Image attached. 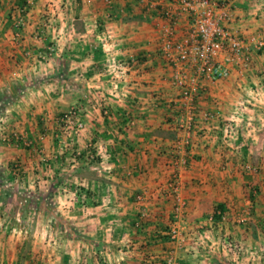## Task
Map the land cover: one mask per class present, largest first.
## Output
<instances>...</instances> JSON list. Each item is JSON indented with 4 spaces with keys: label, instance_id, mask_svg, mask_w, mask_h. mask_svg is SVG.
<instances>
[{
    "label": "crops",
    "instance_id": "1",
    "mask_svg": "<svg viewBox=\"0 0 264 264\" xmlns=\"http://www.w3.org/2000/svg\"><path fill=\"white\" fill-rule=\"evenodd\" d=\"M216 1L252 63L200 83L187 135L156 54L166 20L137 0H31L15 38L26 0H0V264H264V0ZM189 24L181 11L178 37ZM106 29L125 60L145 57L116 86L95 48ZM73 108L76 134L62 120Z\"/></svg>",
    "mask_w": 264,
    "mask_h": 264
},
{
    "label": "built area",
    "instance_id": "2",
    "mask_svg": "<svg viewBox=\"0 0 264 264\" xmlns=\"http://www.w3.org/2000/svg\"><path fill=\"white\" fill-rule=\"evenodd\" d=\"M117 0H107V5H112ZM148 11L157 12L160 18L167 21L162 28V35L157 44V51L173 68L174 85L181 91L180 110L176 122L187 135L192 132L195 124L194 103L199 94V86L203 81L218 82L227 79L231 75V68L238 65L245 71L252 63V42L234 33L225 26L226 21L232 16L233 6L227 3H220L216 0H179L175 10L170 11L162 7L159 0H139ZM31 0H26L25 6L18 9L20 18L15 27V37L20 36V29L23 25V16ZM181 11L190 17V24L187 32L178 37L177 27L180 22ZM48 24V22H47ZM49 25V24H48ZM114 33L106 29L100 31L98 40L99 46L107 54L104 65V74L109 76L111 83L116 86L119 78L126 76L131 65L138 64L140 58L129 56L125 60L122 53L118 52ZM261 48L263 43L256 44ZM247 105H239L234 113L235 117L226 122L225 141L228 143L237 140L241 130L244 110ZM79 109L73 108L62 116V120L73 129L75 133L84 129V124L79 122ZM206 120L212 117L205 116ZM248 122L252 119L247 117ZM185 144H190L191 139L187 137ZM80 155L78 151L76 153ZM103 150H96L93 156H102ZM175 194L176 219L182 213V204L179 197V183L175 178L172 184ZM214 220V219H213ZM212 220V221H213ZM232 247V244H229ZM168 264H174L173 259H169Z\"/></svg>",
    "mask_w": 264,
    "mask_h": 264
},
{
    "label": "rangeland",
    "instance_id": "3",
    "mask_svg": "<svg viewBox=\"0 0 264 264\" xmlns=\"http://www.w3.org/2000/svg\"><path fill=\"white\" fill-rule=\"evenodd\" d=\"M163 20H165V19H163ZM47 22H48V24H49V19L47 20ZM23 24H24V20H23ZM48 24H47V25H48ZM22 26H23V25H22ZM22 26H21V27H22ZM20 34H21V31H20ZM14 35H15V34H14ZM15 38H19V37H15ZM156 54H157L158 56H161L159 51H157ZM162 58H163V57H162ZM246 104H247V103H246ZM71 130H73V129H71ZM72 133H73V131H72ZM74 134H76V133L74 132Z\"/></svg>",
    "mask_w": 264,
    "mask_h": 264
},
{
    "label": "trees",
    "instance_id": "4",
    "mask_svg": "<svg viewBox=\"0 0 264 264\" xmlns=\"http://www.w3.org/2000/svg\"><path fill=\"white\" fill-rule=\"evenodd\" d=\"M138 2H139V0H137ZM154 14H157V12H154ZM144 59H145V57H143V58H141L140 60H143V62H144ZM217 215V214H216ZM219 219L220 218V216H216V219Z\"/></svg>",
    "mask_w": 264,
    "mask_h": 264
}]
</instances>
